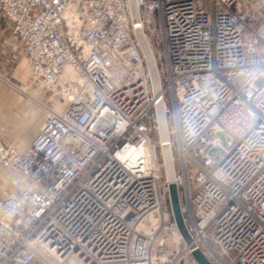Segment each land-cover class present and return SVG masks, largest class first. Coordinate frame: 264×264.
<instances>
[{
    "label": "built area",
    "instance_id": "obj_1",
    "mask_svg": "<svg viewBox=\"0 0 264 264\" xmlns=\"http://www.w3.org/2000/svg\"><path fill=\"white\" fill-rule=\"evenodd\" d=\"M135 7L0 0V25L59 105L11 83L45 117L25 145L0 136V165L30 183L0 200V264H197V248L212 264H264V0ZM154 22L157 80L137 38ZM162 232L182 246L174 262L156 255Z\"/></svg>",
    "mask_w": 264,
    "mask_h": 264
},
{
    "label": "rangeland",
    "instance_id": "obj_2",
    "mask_svg": "<svg viewBox=\"0 0 264 264\" xmlns=\"http://www.w3.org/2000/svg\"><path fill=\"white\" fill-rule=\"evenodd\" d=\"M129 3L131 4V1L128 0ZM158 33V25L157 22H154V24L149 25L148 27H145V35L146 38L148 40V43L150 45V48L152 50L153 53V59L155 60V63L159 69V71H162V57H163V53L161 50V45L159 43L158 40V36L156 35ZM23 52V51H22ZM24 58H25V54L24 52L22 53ZM145 55V54H144ZM146 57V56H145ZM147 60V58H146ZM148 61V60H147ZM25 64L26 67L28 69V83H21L18 82V77L17 75L12 73V69L10 68V66H8L6 63L1 62L0 64V77H2V80L0 79V89L4 94H11V97L14 96V92L15 90L13 89V87L11 86V83H14L16 85H18L20 88H22L23 90L26 91V93L34 98L35 96H37L38 98L40 97L41 102L43 103V105H45L46 107L52 109V110H56L58 109L59 105L50 97V94L48 92V90L41 84L39 83L37 80H35L29 70V64L25 58ZM162 74V73H161ZM6 80H5V79ZM34 81V82H32ZM32 82V84H31ZM28 100V99H27ZM27 104L31 103L30 100L26 101ZM26 104V106H27ZM7 106V104H6ZM6 106L4 107V112L8 113V110L6 109ZM4 117H8L4 116ZM45 117V111L41 110L38 108V115L36 117V121L40 124L41 120L44 119ZM15 118V116H14ZM33 122V121H32ZM30 123V122H26V127L28 128V135L20 140H18V146H22L25 145L29 142V140L32 138V136L36 133V129L32 128L34 123ZM3 130H0V136L4 141H7L4 137V135L2 134ZM30 186V183L19 173L17 172L15 169L11 168V167H6V166H2L0 165V200L3 198H7V197H11L14 196L16 194V192L23 187H27ZM162 236L164 237L165 241L163 246H158L156 248V255H160V254H165L167 255L172 262H174L177 257L181 256V249L182 246H179V252L177 254L175 253L174 250V246L173 243L171 241V237L168 233L164 234L163 232L161 233Z\"/></svg>",
    "mask_w": 264,
    "mask_h": 264
},
{
    "label": "crops",
    "instance_id": "obj_3",
    "mask_svg": "<svg viewBox=\"0 0 264 264\" xmlns=\"http://www.w3.org/2000/svg\"><path fill=\"white\" fill-rule=\"evenodd\" d=\"M139 33H137V38L139 39ZM146 38V35H144ZM147 40V38H146ZM147 44L148 40H147ZM150 47V45H149ZM141 50H144L141 46ZM22 47L20 42L15 38L4 25H0V64L1 62L6 63L12 69V73L17 75L18 82L28 83V69L25 64V58L23 56ZM27 60V58H26ZM28 62V60H27ZM29 64V62H28ZM29 70L31 73V68L29 64ZM2 80V77H0ZM5 79V78H4ZM6 80V79H5ZM38 81V80H37ZM34 82V81H32ZM31 82V84H32ZM39 82V81H38ZM40 83V82H39ZM34 99L41 101L40 97H34ZM31 103L23 102L16 98L11 97V94H4L0 89V130L8 142L15 145L18 144V140L26 137L28 135V128L26 127V122L34 123L32 128L38 129L39 123L35 122L38 115L37 104L30 100ZM7 104V106H6ZM27 104V106H26ZM8 110V113L4 112V107ZM8 117H4L7 116ZM15 116V118H14ZM36 129V131H37Z\"/></svg>",
    "mask_w": 264,
    "mask_h": 264
},
{
    "label": "water",
    "instance_id": "obj_4",
    "mask_svg": "<svg viewBox=\"0 0 264 264\" xmlns=\"http://www.w3.org/2000/svg\"><path fill=\"white\" fill-rule=\"evenodd\" d=\"M168 188H169L168 198H169V205H170L172 218L180 234L182 235L183 240L185 241V243H188L189 238L186 235L184 228L183 216L179 202L178 188L174 182H169ZM191 256L193 257V259L196 261L197 264H212V262L198 248L191 251Z\"/></svg>",
    "mask_w": 264,
    "mask_h": 264
},
{
    "label": "bare ground",
    "instance_id": "obj_5",
    "mask_svg": "<svg viewBox=\"0 0 264 264\" xmlns=\"http://www.w3.org/2000/svg\"><path fill=\"white\" fill-rule=\"evenodd\" d=\"M131 1V6L133 8V11L134 13L136 12V7H135V0H130ZM140 35H139V41H140V44L144 50V54L148 60V64H149V67L151 69V72L152 74L154 75V77L156 78V67H155V63H154V59H153V56H152V53H151V48L149 47V45L147 44V40L146 38L141 34V32H138ZM157 80V78H156ZM169 165H170V162H168ZM168 179L170 182H173V173L172 172H169L168 174Z\"/></svg>",
    "mask_w": 264,
    "mask_h": 264
}]
</instances>
